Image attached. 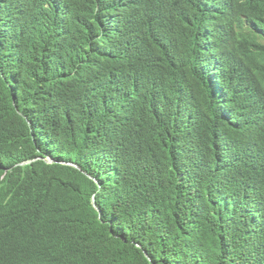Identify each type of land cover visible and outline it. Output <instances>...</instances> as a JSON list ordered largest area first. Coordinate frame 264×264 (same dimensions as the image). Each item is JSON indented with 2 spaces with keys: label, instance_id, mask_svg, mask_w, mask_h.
<instances>
[{
  "label": "trees",
  "instance_id": "trees-1",
  "mask_svg": "<svg viewBox=\"0 0 264 264\" xmlns=\"http://www.w3.org/2000/svg\"><path fill=\"white\" fill-rule=\"evenodd\" d=\"M0 264H264V0H0Z\"/></svg>",
  "mask_w": 264,
  "mask_h": 264
}]
</instances>
